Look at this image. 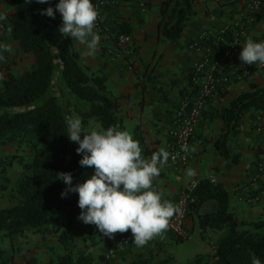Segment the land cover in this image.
<instances>
[{
	"label": "trees",
	"instance_id": "16d2710c",
	"mask_svg": "<svg viewBox=\"0 0 264 264\" xmlns=\"http://www.w3.org/2000/svg\"><path fill=\"white\" fill-rule=\"evenodd\" d=\"M193 1L161 0L158 33L170 41L179 39L194 14ZM8 3L13 14L8 26L3 24V32L17 43L19 52L31 55L33 60L18 72L8 68L0 81V150L5 146H17L29 152L26 160L19 153L9 159L0 157L4 167L16 158L21 164L15 187L19 200L14 205L0 207V264H35L33 257L26 262L16 261L18 257L25 258L22 246L16 240L26 239L28 234L39 235L41 239L55 236L62 245L64 252L45 264L107 262L103 254H93L86 244L78 247L75 227L95 224H86L79 218L81 209L77 193L61 196V192L67 190L58 179L59 172H70L73 184L86 178L85 166L79 163L81 154L76 152L78 144L66 136L69 114L55 91L62 85L83 125L87 118L94 117L103 130L109 127L124 129L123 119L117 112L122 95H114L107 89L104 75L88 73L75 50L77 40L59 32L62 19L55 10L57 0L47 3L8 0ZM49 6L56 12L54 18L42 14L41 10ZM128 30L127 25L120 23L115 34H131ZM230 32L228 41L232 39ZM207 37L199 42L213 44L215 36ZM215 47L221 53V45ZM187 79L195 92L189 72ZM224 85L219 86L220 92ZM249 111L264 112V84H250L221 110L225 132L216 142L221 156L230 157L228 144ZM84 131L89 132L85 128ZM133 138L139 141L142 156L149 160L150 151L143 145L142 134L137 128ZM7 185L8 178L5 177L0 188L6 189ZM193 195L187 217L196 214L202 237L207 239L210 230L225 229L226 232L218 240L213 255L197 254L186 264H252L254 256L264 264V219L239 221L229 209V194L222 184L199 180ZM206 203L208 208L203 209ZM87 238L95 244L93 232ZM182 241L183 238L177 239L178 243ZM160 264L175 263L172 258H166Z\"/></svg>",
	"mask_w": 264,
	"mask_h": 264
},
{
	"label": "crops",
	"instance_id": "0c3cea01",
	"mask_svg": "<svg viewBox=\"0 0 264 264\" xmlns=\"http://www.w3.org/2000/svg\"><path fill=\"white\" fill-rule=\"evenodd\" d=\"M115 2L114 6L109 5L99 11V21L94 32L99 35L100 40L95 53L86 55V45L78 41L75 50L88 73L104 75L107 89L114 95H122L119 98L117 112L124 122L123 131L129 132L133 137L134 129L137 128L142 134L143 145L148 147L151 156L161 150L168 153L170 144L168 132L176 107L183 96L193 93L187 79L195 56L193 50L189 48L190 44L197 40L201 32L214 34L225 24L236 33L239 26L244 23L246 0H194V14L176 41H170L158 33L161 0H115ZM12 14L13 8L10 7L8 0H0V15L6 16L3 20L6 27ZM120 23L127 25L136 47L135 51H130L128 46L118 41L119 34L116 35L115 32ZM249 38L264 41V20L245 27L241 46ZM0 44L8 46V51L3 53L6 62L0 60L1 81L8 68L14 71L13 69L21 68L32 61L26 54L19 52L17 43L4 32H0ZM240 52L241 49L231 58L227 68L234 70L243 63L239 58ZM250 66L251 73L248 77L240 81H230L206 104L203 121L188 142L187 164L175 167L166 161L160 166V175L154 178L153 186L163 194L164 200L175 205L178 195L189 181L214 176L217 184H222L227 190L229 209L234 214L237 213L236 216H241L243 210L247 211L246 214L252 216L251 218L264 216V197L260 202L248 206L237 194L230 192V188L236 183L250 180L255 174L254 150L264 149V129L260 133L255 127H264V112L249 111L244 115L236 138H233L237 140L238 145L234 143V146H230L231 141L228 144L230 157L221 156L220 149L216 147L220 133L225 132V128L220 130V125L224 127L220 116L221 110L228 106L236 95L247 90L250 84H264V65L260 66L257 63ZM223 102L228 104L221 107L220 103ZM231 147L233 150L235 147L238 148V152L246 151L247 159L239 163L234 158V152L237 150L232 152ZM260 183L261 181L258 185ZM208 205L206 203L202 208L207 209ZM185 226V233L190 234L188 240L195 232L200 236L201 230L196 214L193 213L187 218ZM74 230L80 233L83 231L81 241L77 240L79 238H76L75 234L78 247L86 244L93 254H103L106 259L108 258L107 262L96 264H139L138 261L143 260L141 257L151 251L166 248L172 238V234L165 231L144 246L137 247L133 240L121 242L119 232L112 237L105 236L96 225L77 226ZM92 232L95 244H91L87 238ZM60 246L62 254L64 249L61 244Z\"/></svg>",
	"mask_w": 264,
	"mask_h": 264
},
{
	"label": "clouds",
	"instance_id": "9594fccd",
	"mask_svg": "<svg viewBox=\"0 0 264 264\" xmlns=\"http://www.w3.org/2000/svg\"><path fill=\"white\" fill-rule=\"evenodd\" d=\"M55 10L62 17L59 32L86 45V55L94 54L100 37L94 32L99 13L92 0H57ZM41 11L53 18L56 14L52 6ZM5 19V15H0V21ZM5 51L8 46L0 44V60L4 59ZM239 58L245 64L264 65V41L249 38ZM66 136L78 144L80 165L94 169L92 175L76 184L72 183L70 172H59L58 179L67 190L61 196L69 192L78 194L82 222L95 224L108 237L130 229L137 247L169 228L170 219L179 209L164 200L163 194L153 186L154 178L160 175V166L167 161V152L161 150L146 160L139 141L129 132L109 127L85 133L80 118L67 120ZM252 264H261V261L254 256Z\"/></svg>",
	"mask_w": 264,
	"mask_h": 264
},
{
	"label": "built area",
	"instance_id": "2783aa9c",
	"mask_svg": "<svg viewBox=\"0 0 264 264\" xmlns=\"http://www.w3.org/2000/svg\"><path fill=\"white\" fill-rule=\"evenodd\" d=\"M98 13L101 8L109 6L107 0H92ZM244 23L239 26L236 33L230 32L231 28L228 24L223 25L214 34L201 32L196 41L189 46L193 50L195 56L189 70L190 80L192 85L196 87L195 92L191 95H185L178 104L175 114L173 127L170 129V144L168 149V164L175 167H181L187 164L189 160L188 142L192 138L195 127L201 119L203 104L206 100L215 97L219 91V86L228 84L230 81L244 80L251 73L250 64L244 62L237 69L229 68L225 71H220V66L225 64V59H231L242 49L241 38L246 26L253 25L260 20H264V0H246L245 3ZM99 21V15L97 22ZM96 22V23H97ZM0 32H3V23L0 21ZM228 32L231 33L232 39L227 40ZM201 35V36H200ZM215 36L213 44L205 45L199 41L207 39V36ZM118 41L129 47L130 51H135V45L130 34H120ZM215 45L220 47L221 53H218ZM220 50V49H219ZM6 62V58L2 60ZM224 61V62H223ZM260 66H263L259 64ZM259 170L264 171V161L258 166ZM255 179L247 182L236 183L230 188L232 194H237L239 198L247 205L255 204L264 197V175L263 181L260 173ZM210 183L216 184L217 180L214 176L207 179ZM261 183L258 185V182ZM199 180L192 179L182 189L177 197L175 206L179 211L170 219L168 231L185 235V223L187 214L190 210L189 204L194 201L193 191L198 185ZM120 241L127 242L133 240L131 230L127 232H119ZM112 251H110L111 253Z\"/></svg>",
	"mask_w": 264,
	"mask_h": 264
},
{
	"label": "rangeland",
	"instance_id": "374dc122",
	"mask_svg": "<svg viewBox=\"0 0 264 264\" xmlns=\"http://www.w3.org/2000/svg\"><path fill=\"white\" fill-rule=\"evenodd\" d=\"M107 1L109 2V4L111 6H114L116 4L115 0H107ZM26 55L31 59V61L33 60L31 55H28V54H26ZM224 61H225V64L220 66V71H222V70L225 71V70L229 69V68H227L229 66V65H227V63L231 62V59H225ZM26 66L27 65H25L21 68L13 69V70H14V72H18V71L22 70L23 68H25ZM220 88H221V86H220ZM65 91L66 90L63 89V86L60 85L59 89L56 90L55 92L58 95L62 105L65 108V110L68 112L69 118L70 119L71 118H80L81 119V116L76 111V107L73 104V101L69 98L68 92L66 91L67 92L66 93ZM215 97L208 99L204 102L202 113H201V119L198 121V123L195 127V130L198 128V126L203 121V112H204V108H205L206 104L209 103L210 101H212ZM227 104H228V102H223L222 104L220 103V106L224 107ZM177 108H178V105L176 107V110H177ZM176 110H175L170 128L173 127ZM83 127L89 132H91V131H102L103 130L101 128L100 123L94 117L87 118ZM224 128H225V126L221 127V125H220V130H224ZM255 129H257V131L261 133L262 129H264V127L260 126L258 128V126H256ZM169 132H170V129H169ZM222 133H220V134H222ZM236 135H235V138H236ZM169 139L173 140V139H171L170 133H169ZM236 141H237L236 139L233 140V142L231 141L230 146H234V143H237ZM236 145H238V143ZM239 146H240V144H239ZM231 150H232V152L234 150H237L236 152H234V158L239 163H241V161H243L244 159H247V157H248V153L246 151H239L238 152V148H236V147L234 150H233V147H231ZM16 153L21 154L25 160L28 159V153H29L28 150L24 151L23 149H20L17 146L2 147L0 150V157H4V158L6 157V159H9L11 157V155L16 154ZM254 154H255V157H254L255 158V161H254L255 174H253V176L251 177L252 179L250 178V180H247V181L241 180L238 183L247 182L248 184H250L249 182L251 180H253V177L255 179L256 175L258 173H260L261 178L263 177L264 171L259 170L258 166L261 162L264 161V149L256 148L254 150ZM17 161L18 160L16 158L14 160V162L7 167H4V165H1L2 163L0 162V184L4 183L5 177L8 178L7 188L6 189L0 188V207H6V206L14 205L19 200V196H18L17 191L15 190V187H16L17 179H18L20 172H21V164ZM226 162H228V161H226ZM2 168H3V170H2ZM220 169H221V167H220ZM93 171H94L93 168L85 167V169H84L85 178L87 179L90 175H92ZM3 174H4V176H3ZM261 178L259 180H261ZM175 204H176V202H175ZM252 205L253 204H250L248 206H252ZM246 213H247V211L243 210L241 213V216H239V217L236 216L237 213H235V216L237 217V219L239 221H246V222L255 221L258 219H264V216L251 218L252 216H249ZM241 228H246V226H243V227L241 226ZM165 231H168V230H165ZM168 232H170V231H168ZM209 232L207 233V239L203 238L201 234L199 236L195 232L192 234L190 240H188L189 239L188 235H190L189 232L185 233L184 236L183 235L179 236L178 234H174V233L170 232L172 234V238H171V242L167 243L166 248L159 250V251H157V250L151 251L146 256L141 257V258H143V260H139L138 263H140V262L142 263V261H144L145 264H160V262L162 260H164L165 258H172L174 260L175 264H186L191 259H193L197 254L213 255V253L215 251V247L218 243V240L220 239L221 236H223L225 234L226 230L225 229L212 230L211 232L213 234L211 233V235H209ZM82 233H83V231L80 233V231H78V230L75 232V234L77 235L76 238H79L77 240L81 241V238H83ZM179 237L183 238V241L180 243L177 242V239ZM16 242H19L20 245L22 246L21 247V250H23L22 254L25 257V258H22V257L16 258L17 262H26V260H28V258L33 257V258H35V264H45L48 262L49 259H55L60 254L61 246H60V244L57 241L55 236H48V237H46V239H41L39 235L28 234L26 236V239L25 238H18L16 240ZM107 260H108V258H107Z\"/></svg>",
	"mask_w": 264,
	"mask_h": 264
}]
</instances>
